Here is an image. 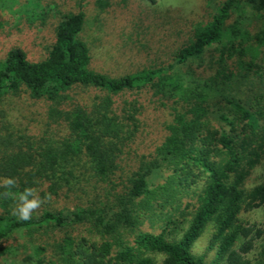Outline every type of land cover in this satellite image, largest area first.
<instances>
[{
	"label": "trees",
	"instance_id": "obj_1",
	"mask_svg": "<svg viewBox=\"0 0 264 264\" xmlns=\"http://www.w3.org/2000/svg\"><path fill=\"white\" fill-rule=\"evenodd\" d=\"M262 10L264 0H225L211 21L196 30L194 40L177 51L173 62L123 75L93 67L91 48L80 37L85 25L83 10L67 13L58 21L54 41L43 58L30 59L19 47L9 49L0 58V99L25 94L32 103L42 104L50 122L64 124L65 128L56 139L29 136L20 144L16 138L6 139L0 179H17L14 194L44 183L45 197L50 194V202L59 204L65 201L71 184V172L67 170L82 162L89 167L97 195L75 210H44L38 219L28 221L12 215L14 198L0 195V239L43 222L56 227L87 223L92 233L102 237L100 242L65 235L52 247L34 246V264H154L145 255L148 251L164 255L162 264H206L191 247L211 225L209 246L215 250L214 263L251 264L244 253L251 249L254 238L264 236V221L259 227L247 226L239 220V213L264 205V180L251 189L244 185L260 153L253 150V157L246 155L238 150L230 130L211 131L206 123L214 95L229 103L242 118L254 119V112L230 93L235 75L229 61L236 59L246 69L260 67L245 62L244 57L248 48L252 52L254 47L264 46V23L254 34L247 28ZM233 11L238 12V18L229 26ZM251 38L257 46L246 45ZM213 43H218L217 75L200 78L188 71L168 73L199 57ZM86 88L104 95L85 101L78 90ZM132 90L179 103L181 110H172L154 153L142 156L131 172L125 169L126 155L146 135L148 100L142 95L121 106L114 96ZM220 148L226 154L223 159H218ZM203 178V187L180 236L166 231L172 223L177 226L170 212L161 233L139 228L143 219L155 216L158 210L162 214ZM4 191L0 187V194ZM258 264H264V244Z\"/></svg>",
	"mask_w": 264,
	"mask_h": 264
},
{
	"label": "rangeland",
	"instance_id": "obj_2",
	"mask_svg": "<svg viewBox=\"0 0 264 264\" xmlns=\"http://www.w3.org/2000/svg\"><path fill=\"white\" fill-rule=\"evenodd\" d=\"M224 1L0 0V58H3L12 47L25 50L30 59L43 58L54 41L58 21L67 13L83 10L85 25L80 37L91 48L93 67L113 75H123L143 68L166 65L173 62L175 54L181 47L194 40L196 30L211 21L217 8ZM25 3L30 5L29 8ZM237 18L238 12L233 11L227 22L229 26ZM263 23L264 10L260 12L258 19L252 18L247 28L254 34L263 27ZM246 45L257 46L252 38L246 41ZM217 47L218 43L207 46L199 57L169 70L168 73L175 71L184 74L188 71L200 78L214 76L217 72L215 63ZM250 51L248 48L244 61L257 63L260 67L257 69L250 66L246 69L240 67L236 59L229 61L230 69L235 75L230 93L236 101L254 112V119L242 118L229 103L214 95L210 99L208 107L210 117L206 123V128L211 131L218 130L223 133L230 130L229 133L234 135L238 150L244 151L246 155L253 157L250 154L253 150L260 153L256 166L246 176L244 184L246 189H251L264 180V46L254 47V50ZM144 89L151 91L149 88ZM78 93L85 101L92 100L96 95H104V92L94 88L79 89ZM142 95L148 100L145 112L147 130L146 135L139 138L126 155L125 169L130 168L131 172L142 156L147 157L154 153L155 147L165 135L163 126L170 121L172 110L180 106L179 103L168 99L161 100L153 93L147 95L139 90L121 92L114 97L118 105L122 106ZM221 115L228 119H222ZM230 121L234 124L230 125ZM64 128V124L50 122L42 104L32 103L25 94L0 99V161L6 154L4 148L6 139L16 138L17 144L24 142L29 136L32 139L44 136L56 139L63 135ZM220 149L222 151L218 153V159H223L226 154L222 148ZM67 171L71 172V175H68L71 184L63 203L50 202L45 197L47 194L43 192L47 189L46 184L38 182L35 190L44 202L33 212L32 218L38 219L44 210H75L77 206L86 205L97 195L96 187L90 180L91 172L85 163L74 164ZM201 180L189 193L162 210V214L158 210L155 216L143 219L139 228L155 234L161 233L165 228L166 214L170 212L177 226L175 228L172 223L166 231L180 236L196 204L197 195L203 187L204 178ZM239 220L247 226H261L264 221V205L241 210ZM212 230V226L209 225L191 247L192 253L202 257L206 264H216L213 262L215 250L209 246ZM65 235L75 239L85 236L97 242L102 239L99 234L90 231L87 223H70L56 227L43 222L30 228L18 229L1 238L0 264H34L36 261L34 246L52 247ZM129 239H133L132 233ZM263 244L264 236L256 237L253 239L251 249L244 253L251 264H258ZM145 255L150 256L154 264H162L164 260V255L158 252L148 251Z\"/></svg>",
	"mask_w": 264,
	"mask_h": 264
},
{
	"label": "clouds",
	"instance_id": "obj_3",
	"mask_svg": "<svg viewBox=\"0 0 264 264\" xmlns=\"http://www.w3.org/2000/svg\"><path fill=\"white\" fill-rule=\"evenodd\" d=\"M17 186L18 181L14 177H4L0 179V187L5 189L0 195L14 198L16 204L12 209V215L16 216L21 221H28L32 218L33 212L41 207L44 200H42L39 193L31 187H25L23 191L14 194L12 190L17 188ZM47 198H51L50 194Z\"/></svg>",
	"mask_w": 264,
	"mask_h": 264
}]
</instances>
